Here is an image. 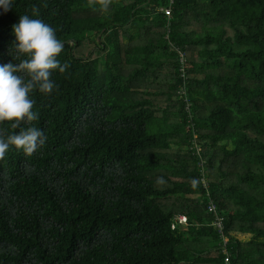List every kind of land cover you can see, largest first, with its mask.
<instances>
[{"label": "trees", "instance_id": "obj_1", "mask_svg": "<svg viewBox=\"0 0 264 264\" xmlns=\"http://www.w3.org/2000/svg\"><path fill=\"white\" fill-rule=\"evenodd\" d=\"M170 1L0 9V63L27 14L67 65L22 125L46 143L0 157V264H264V0Z\"/></svg>", "mask_w": 264, "mask_h": 264}, {"label": "clouds", "instance_id": "obj_2", "mask_svg": "<svg viewBox=\"0 0 264 264\" xmlns=\"http://www.w3.org/2000/svg\"><path fill=\"white\" fill-rule=\"evenodd\" d=\"M12 7L13 0H0L3 12ZM12 30L15 36L12 47L16 53L13 57L19 63H0V123L10 122L13 129L20 131L6 137L0 134V157L10 148L30 156L46 143L42 129L22 125L38 118L32 110L35 104L31 98L33 90L52 94L57 87L51 78L53 71L64 72L67 67L58 59L64 44L51 25L25 14L19 17Z\"/></svg>", "mask_w": 264, "mask_h": 264}, {"label": "built area", "instance_id": "obj_3", "mask_svg": "<svg viewBox=\"0 0 264 264\" xmlns=\"http://www.w3.org/2000/svg\"><path fill=\"white\" fill-rule=\"evenodd\" d=\"M174 0L170 1V6L167 8H163L161 9L162 13H164L168 18H171L172 16V9L171 6L173 5ZM182 64L186 63L185 58H182ZM183 72V76L185 75V70L184 68L182 69ZM204 186L206 187V189H208V183L206 181V179L202 180ZM208 212L209 214H213L215 217V221H214V226L217 228L219 234L221 235V237L223 238V242H224V247H226V245L229 242V239L225 236V231H224V222L222 217L219 215L218 209L216 207V205L210 201L209 205H208ZM175 222L179 225H188L189 221L188 218L186 216H179L176 218ZM223 254L225 255V264H231V256L228 254V252L226 251V249L223 251Z\"/></svg>", "mask_w": 264, "mask_h": 264}, {"label": "rangeland", "instance_id": "obj_4", "mask_svg": "<svg viewBox=\"0 0 264 264\" xmlns=\"http://www.w3.org/2000/svg\"><path fill=\"white\" fill-rule=\"evenodd\" d=\"M164 9H165V8H164ZM161 12H162V11H161ZM91 38H92L93 40H97V38H96V37H94V36H93V37H91Z\"/></svg>", "mask_w": 264, "mask_h": 264}, {"label": "crops", "instance_id": "obj_5", "mask_svg": "<svg viewBox=\"0 0 264 264\" xmlns=\"http://www.w3.org/2000/svg\"><path fill=\"white\" fill-rule=\"evenodd\" d=\"M248 237H250V236H248Z\"/></svg>", "mask_w": 264, "mask_h": 264}]
</instances>
